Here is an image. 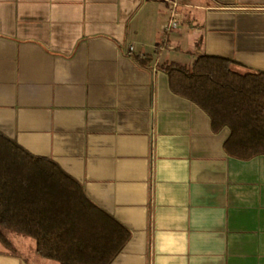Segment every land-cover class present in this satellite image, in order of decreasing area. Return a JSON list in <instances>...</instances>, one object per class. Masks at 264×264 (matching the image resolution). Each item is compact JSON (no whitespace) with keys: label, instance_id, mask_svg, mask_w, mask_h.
<instances>
[{"label":"crops","instance_id":"0c3cea01","mask_svg":"<svg viewBox=\"0 0 264 264\" xmlns=\"http://www.w3.org/2000/svg\"><path fill=\"white\" fill-rule=\"evenodd\" d=\"M201 53L264 72V0H0V133L127 233L109 264H264V155L229 154L160 68ZM0 264L60 263L8 233Z\"/></svg>","mask_w":264,"mask_h":264},{"label":"trees","instance_id":"16d2710c","mask_svg":"<svg viewBox=\"0 0 264 264\" xmlns=\"http://www.w3.org/2000/svg\"><path fill=\"white\" fill-rule=\"evenodd\" d=\"M136 59L150 62L152 57ZM160 68L171 90L206 111L215 130L229 129L224 143L229 154L264 155L263 71L206 53L191 66L165 61ZM116 225L55 163L0 133V239L10 232L31 237L39 255L60 264H109L127 240V233L107 239L108 227Z\"/></svg>","mask_w":264,"mask_h":264},{"label":"built area","instance_id":"2783aa9c","mask_svg":"<svg viewBox=\"0 0 264 264\" xmlns=\"http://www.w3.org/2000/svg\"><path fill=\"white\" fill-rule=\"evenodd\" d=\"M158 7L160 10L168 13L171 16L167 30L170 31L172 28L177 27L178 21L175 18V4L173 2H161L159 3ZM130 49H132V47H130Z\"/></svg>","mask_w":264,"mask_h":264},{"label":"rangeland","instance_id":"374dc122","mask_svg":"<svg viewBox=\"0 0 264 264\" xmlns=\"http://www.w3.org/2000/svg\"><path fill=\"white\" fill-rule=\"evenodd\" d=\"M10 233H12V232H10ZM10 233H9V234H10ZM7 234H8V233H7ZM7 234H6V235H7Z\"/></svg>","mask_w":264,"mask_h":264}]
</instances>
